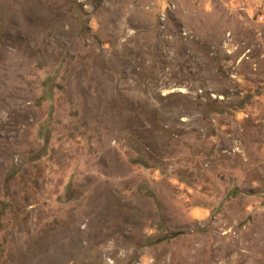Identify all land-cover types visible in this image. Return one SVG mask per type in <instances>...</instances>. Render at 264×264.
<instances>
[{
    "label": "rangeland",
    "instance_id": "rangeland-1",
    "mask_svg": "<svg viewBox=\"0 0 264 264\" xmlns=\"http://www.w3.org/2000/svg\"><path fill=\"white\" fill-rule=\"evenodd\" d=\"M0 264H264V0H0Z\"/></svg>",
    "mask_w": 264,
    "mask_h": 264
}]
</instances>
